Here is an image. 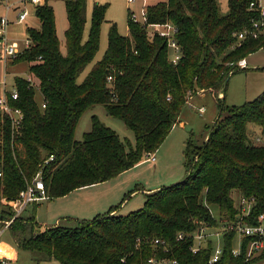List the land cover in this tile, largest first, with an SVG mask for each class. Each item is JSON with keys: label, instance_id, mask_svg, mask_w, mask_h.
<instances>
[{"label": "trees", "instance_id": "obj_1", "mask_svg": "<svg viewBox=\"0 0 264 264\" xmlns=\"http://www.w3.org/2000/svg\"><path fill=\"white\" fill-rule=\"evenodd\" d=\"M251 1L229 0L227 15L221 14L218 0H162L146 7L147 25L171 23L179 29L178 65L170 62L162 38H150L147 25L130 16L129 36H122L111 23L107 50L82 82L80 76L99 53L109 5L94 6L84 41L87 0H65L69 26L64 46L53 7L48 3L35 7L39 27L28 28L31 46L13 62H27L36 81V85L16 81L19 99L13 105L24 112V122L14 145L8 121L0 113L5 141L1 224L14 216L1 200L16 199L51 157L43 176L50 200L108 182L139 165L144 156L157 153L190 97L220 87L226 90L238 62L264 49V33L257 39L238 40L252 17L258 18L249 11ZM109 76L114 78L111 85ZM36 88L41 103L36 101ZM97 105L133 131L134 145L122 141L95 116L91 131L82 142L76 141L80 119ZM218 109L206 141L201 146L192 140L187 143L183 181L146 193L143 207L126 216L115 215L120 206L113 207L92 220L60 224L37 234L35 218L19 216L8 229L18 248L41 255L37 262L60 264H147L153 256L177 259L180 264H209L211 246L194 256L190 242L177 241L178 235L194 232L199 223L216 225L212 207L220 218L234 220L237 197L255 199L251 224H258L264 214V145L249 143L248 137L249 124L264 130V91L254 101L233 107L224 95L218 98ZM235 237H226L223 257L216 264H247L245 251L239 257L232 253ZM155 239L168 242L169 253L155 248Z\"/></svg>", "mask_w": 264, "mask_h": 264}, {"label": "rangeland", "instance_id": "obj_2", "mask_svg": "<svg viewBox=\"0 0 264 264\" xmlns=\"http://www.w3.org/2000/svg\"><path fill=\"white\" fill-rule=\"evenodd\" d=\"M24 0H8V4L14 7L21 5L30 13V17L25 23H17L18 11H7V3L0 2V17H8L11 24L7 28V39L10 43H16L20 55L12 62L6 63L3 60L4 46L0 44V91L2 90V83L6 81L7 89L12 90L16 85L18 79H23L29 82L31 76L29 71V64L27 62L13 63L23 55L29 45V37L27 34L28 28H38L39 22L36 18L35 8L28 3L23 4ZM162 0H137L134 3H130L129 0H87L86 18L87 24L84 31V41L88 39L89 29L91 26V19L94 6L98 4H108L109 8L106 13V22L102 26L101 30V45L99 53L97 54L94 62L85 70L80 76L79 82H82L90 72L92 66L100 61L108 47V33L111 23H115L118 27V31L122 36H129L128 22L130 16H135L139 23H144V8L155 5ZM264 3V0H262ZM49 5L53 7L56 17L57 35L60 42L65 43V32L68 29L69 23L66 14L65 0H49ZM219 8L222 15L229 13V0H218ZM151 32V29H148ZM151 38V35H150ZM246 69L236 70L233 75H230L226 90L220 87L216 91H200V94H196L188 101L184 107L180 120L182 123L177 124L162 147L156 153L157 162H149L142 164L138 170L133 172L131 176L127 177V181L130 182V189L126 195L129 196L130 192H139L143 188H152L156 182L163 184L164 186H171L173 184L183 181L187 177V143L192 140L196 146H201L206 137L209 134V128L214 125L218 116V94L220 92L226 95V104L228 106H242L247 102H252L258 98L264 91V49H261L253 54H250L247 58ZM36 85V81L32 80V83ZM36 101L41 103L42 97L39 92V88H36ZM205 109V113L200 115L199 109ZM97 117L98 120L107 128L114 131L119 138L124 142H130L135 144V135L126 124L118 118L110 116L103 105H97L89 109L80 119L78 124L75 139L82 142L86 133L91 131L92 118ZM209 127V128H208ZM248 137L249 143H257V139L260 138L261 142L257 145H264V130L257 128L253 124L248 125ZM143 159H148L144 156ZM192 159L196 160L197 156L193 155ZM138 190V191H137ZM125 195V196H126ZM123 196V198L125 197ZM144 194L139 192L138 196L130 203V211L124 210L122 213L128 214L134 212L143 207ZM237 196H235L236 198ZM129 199V198H127ZM56 199H50L37 204H33L28 207L27 211L23 214L24 218L34 217L36 221L35 234L43 232L50 225H53L48 218L51 216L50 212L55 210H66L70 207L71 203L64 204L56 203V206L47 212L49 203ZM122 199H120L121 201ZM51 201V202H50ZM120 201H116L115 205H119ZM237 206L239 200H236ZM1 209V207H0ZM56 212V214L59 212ZM211 214L216 220H223L220 218L219 210L216 207H212ZM127 212V213H125ZM61 214V213H60ZM72 218V217H70ZM49 220V221H48ZM61 220V225H70L72 220ZM2 224L0 222V229ZM238 240V239H236ZM224 241L221 239L213 240V249L223 247ZM0 247L3 250L5 256L11 264H60L57 261H41L37 262L41 255L35 254L29 251L20 250L10 231H5L0 238Z\"/></svg>", "mask_w": 264, "mask_h": 264}, {"label": "built area", "instance_id": "obj_3", "mask_svg": "<svg viewBox=\"0 0 264 264\" xmlns=\"http://www.w3.org/2000/svg\"><path fill=\"white\" fill-rule=\"evenodd\" d=\"M137 0H129L130 3H134ZM2 3H7V11H11L14 6L8 4V0H0ZM23 4H29L34 7L44 6L48 3V0H24ZM20 6L17 23H25L29 17L28 10L21 9ZM21 9V10H20ZM144 8V23L147 25V19ZM249 11L258 14V18L252 17L251 26L245 28L240 32L238 36L239 41H244L247 37H252L257 39L262 33H264V3L262 0H252L249 5ZM132 20L136 23H139L135 16H131ZM11 25V21L8 17H0V44L4 46V56L3 60L8 63L16 59L21 53L18 50L16 43H10L7 39V28ZM148 29H151L149 36L151 38L159 36L162 38L168 48L169 60L173 65H178L182 58V47L179 43V29L171 24H151L147 25ZM28 48L31 46V41L29 40ZM248 67L247 60L243 59L238 62L237 68L246 69ZM29 83H32L34 80L32 77H29ZM114 82L113 76L107 78V83L111 85ZM34 85V84H31ZM2 90L0 91V113L2 118L8 121L11 130L12 143L14 145V140L22 130L24 122V112L13 105V102L18 101L19 95L16 86L12 90L7 89L6 81L2 83ZM197 94H200L198 92ZM219 98H223V93L218 94ZM192 97L188 99L191 100ZM42 108L45 109L46 105H42ZM200 115L205 113V109H199ZM1 124H4V121H1ZM3 126L0 127V179H3V166H4V132ZM261 139H257V143H260ZM148 157L147 162H155V154H152ZM54 160V157L45 160L44 163L40 166L38 172L32 179L30 183L26 185V188L19 193V196L10 201H5V198L1 200L2 203L7 204L8 207L14 212V216L11 220L5 221L2 223V228L0 229V238L5 231L11 227L13 221L19 216L27 211L28 207L31 205L40 204L49 199L47 190L44 183V166L49 164ZM255 205V199L250 198L246 199L240 197L239 205L237 207L238 214L234 220H229L222 218L223 220H216V225L199 223L198 228L191 233H181L177 237V241H188L190 242V252L196 256L200 254L203 250L207 249L208 246H211V254L209 257V264L218 263L224 254L225 241L226 237L235 234L234 247L232 253L234 256L239 257L245 251L246 254V263L247 264H264V259H261L262 254L264 253V214L260 215L258 219V224H251L249 222L250 217L252 216V210ZM221 239L224 241L223 247L218 249H213V240ZM238 239V240H236ZM244 239H247L248 242L245 244ZM155 248H159L163 253H169L170 245L168 242L160 239H155L153 241ZM0 264H11L9 259L5 256L3 250L0 247ZM147 264H180L179 260L171 259L166 257L158 258L153 256L147 262Z\"/></svg>", "mask_w": 264, "mask_h": 264}, {"label": "crops", "instance_id": "obj_4", "mask_svg": "<svg viewBox=\"0 0 264 264\" xmlns=\"http://www.w3.org/2000/svg\"><path fill=\"white\" fill-rule=\"evenodd\" d=\"M20 6L21 5H18L17 7H13V10L19 12L18 8ZM21 9H24V7H21ZM29 17H30V13H29ZM11 24L14 23L11 21ZM181 123L182 122L179 121L178 124ZM155 157H156V153H155ZM155 162H157V158ZM145 163H149L147 162V159H143L142 162L139 165L135 166L133 169L126 171L123 174H120L119 176L115 177L114 179L108 182L78 189L65 197L57 198L53 202H51L52 201L51 200L50 201L51 203H49L48 205L47 212H50L53 206H56V203L58 202L59 203L65 202L64 204L71 203V205L70 207L66 208V210H62V212L58 209L59 212L57 214L56 212L58 210H55L54 212H50L51 216H49L48 219L51 222H53V225H50L48 228L60 225L61 218H63L64 220L69 219L72 220L73 222L92 220L97 216L107 214L113 207L115 208L118 206L120 207L114 212L115 215L126 216L130 214L131 212L124 215L122 213H124L123 211L126 209H127L126 211H130L131 207L129 205L134 200V198L138 196L139 192L143 193L145 196L146 193L154 192L163 187H166L163 184H158V182H156L152 188H143L141 191L134 193L130 192L129 196L127 197L126 193L130 189L129 184L131 182V180L127 181L128 180L127 177L131 176L133 172L138 170L140 166ZM123 196L125 197L123 198ZM120 199L122 200L120 201ZM237 199L239 200V197H237ZM116 201H120L119 205H115V203H117ZM144 203H145V197L143 199L142 205H144Z\"/></svg>", "mask_w": 264, "mask_h": 264}, {"label": "water", "instance_id": "obj_5", "mask_svg": "<svg viewBox=\"0 0 264 264\" xmlns=\"http://www.w3.org/2000/svg\"><path fill=\"white\" fill-rule=\"evenodd\" d=\"M228 81L225 83V85H227Z\"/></svg>", "mask_w": 264, "mask_h": 264}]
</instances>
